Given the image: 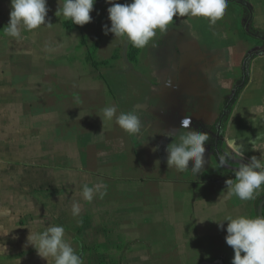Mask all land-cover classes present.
Instances as JSON below:
<instances>
[{"label": "crops", "instance_id": "1", "mask_svg": "<svg viewBox=\"0 0 264 264\" xmlns=\"http://www.w3.org/2000/svg\"><path fill=\"white\" fill-rule=\"evenodd\" d=\"M246 5L264 31V0ZM111 6L96 0V31ZM10 11V0H0V264H55L27 240L51 226L64 227L84 264H231L225 219L255 218L264 202V185L255 199L241 201L225 184L240 164L264 157V140L256 149L249 143L264 136V58L243 61V17L225 14L212 25L174 16L162 33L177 46L152 48L148 62L95 67L48 60L74 31L56 8L46 16L51 27L22 28L19 38L5 33ZM239 80L244 87L230 107ZM109 105L117 116L136 112L139 137L115 118L102 121ZM185 117L188 129L181 128ZM186 131L209 137L196 174L194 160L183 172L167 164L168 146ZM228 140L243 146L242 158ZM85 184L106 194L89 202Z\"/></svg>", "mask_w": 264, "mask_h": 264}, {"label": "clouds", "instance_id": "2", "mask_svg": "<svg viewBox=\"0 0 264 264\" xmlns=\"http://www.w3.org/2000/svg\"><path fill=\"white\" fill-rule=\"evenodd\" d=\"M96 0H65L63 7H58L55 15L70 19L73 24L83 26L92 21L90 13ZM10 19L5 33L11 37L19 38L21 29L35 30L40 26L51 27L50 21L46 22L49 11L47 0H10ZM112 5L107 9L111 27L103 26L107 35L113 33L115 38L124 39L134 48L143 49L156 35L157 29L161 32L173 23L176 17H205L209 23H215L224 17L228 0H131L130 3L120 4L117 0H106ZM104 120L115 118L116 123L127 133L139 137L142 132L140 117L134 111L122 112L118 116L117 107L106 106L102 109ZM190 119L185 117L181 121V128L188 129ZM171 135V133H169ZM209 137L206 133L186 131L179 137V142L168 146V167H175L177 171L188 170L190 160H194L192 172L197 173L204 163V144ZM264 140V136H257L249 140L254 149L257 141ZM229 148L235 156L242 158L243 146H238L236 140L227 141ZM156 151V148L152 149ZM159 163V161H157ZM226 163L220 157V165ZM230 194L241 201L253 200L259 194L258 190L264 185V157L257 159L253 156L249 163L240 164L235 171V179L225 181ZM101 186H83V197L91 202L97 194L102 198L105 192L100 191ZM80 206L74 203L73 216L80 214ZM228 221L225 237L226 244L234 250L231 264H264V216L250 218L247 216H231ZM223 220V221H225ZM223 221L218 222L220 229L224 228ZM28 243L33 245L42 258L53 257L55 264H84L83 257L65 239L63 226H51L46 231L35 236H28ZM243 253V255H242Z\"/></svg>", "mask_w": 264, "mask_h": 264}, {"label": "rangeland", "instance_id": "3", "mask_svg": "<svg viewBox=\"0 0 264 264\" xmlns=\"http://www.w3.org/2000/svg\"><path fill=\"white\" fill-rule=\"evenodd\" d=\"M64 2L65 0H47V6L49 8L50 13L52 14V9L54 8H62ZM246 10H248L246 0H234L232 2H228L225 14H232L235 17H238L239 19L240 17H243L242 25L244 26L249 19V15L247 14ZM90 16L93 18L91 13ZM108 17L109 16L105 15L99 18L101 19L100 25L102 27L99 31H96V24L92 22L83 26L68 23L71 25L69 26L68 30L71 29L70 31H72V29H74V31L67 35V37L60 45V50H58L56 54L52 55L51 52V54L48 56V60L52 62V58H56L57 61H74L78 64L89 63V60L99 63L105 62L106 64H110L113 62H148V59H150V57L152 56L149 55V52L152 48L177 46V40H168L166 37H164L163 33L157 29L156 35L152 38V40L146 47H144L143 49L134 48L130 55L131 44L127 43L124 39L115 38L113 33L109 32L107 35L104 34L103 26L107 25L109 27L111 23L110 20H108ZM255 41L256 40L249 37V54L244 56V62L250 61L251 57L255 53H259V51H264V44L262 46L257 45ZM254 43L256 46H258L257 49H254ZM66 56L68 57V60L65 58ZM257 58L264 57L262 55L256 54L255 59ZM243 87V83L240 80L237 82V84H235L234 92L231 96V98H233V101L231 102L230 107H232L238 99V97H234L237 94V90L243 89ZM229 102L230 100L226 103L225 106H227Z\"/></svg>", "mask_w": 264, "mask_h": 264}, {"label": "trees", "instance_id": "4", "mask_svg": "<svg viewBox=\"0 0 264 264\" xmlns=\"http://www.w3.org/2000/svg\"><path fill=\"white\" fill-rule=\"evenodd\" d=\"M228 1L232 2V1H234V0H228ZM246 12H247V14L249 15V19H248L247 23L243 26V28H244L246 34L248 35V37H250V38H252V39H254V40H257V41H260V42H263V43H264V31L255 28V26H254V24H253V22H252V20H251V12H250L249 10H246ZM67 24H68V23H67ZM67 24H66V26H71L70 24H68V25H67ZM133 49H134V47L131 45V46H130V55H131V52H132ZM261 55L264 56V53L261 54ZM255 58H256V55H253V56L251 57L250 61H248V63L251 62V60H253V59H255ZM89 63L92 64V65L95 66V67H97V66L100 65V64H106L105 62H100V63H99V62H95V61H92V60H89ZM246 83H247V82L245 81L244 84H246ZM240 91H241V89H238L237 96H238V94L240 93ZM211 131H212V134L215 135V133H216V131H217V128L215 127V128H213Z\"/></svg>", "mask_w": 264, "mask_h": 264}, {"label": "water", "instance_id": "5", "mask_svg": "<svg viewBox=\"0 0 264 264\" xmlns=\"http://www.w3.org/2000/svg\"><path fill=\"white\" fill-rule=\"evenodd\" d=\"M227 110H228V108H227ZM226 115H227V111L225 112L224 116H226ZM220 128H221V125H220ZM260 216H264V202L260 206Z\"/></svg>", "mask_w": 264, "mask_h": 264}]
</instances>
